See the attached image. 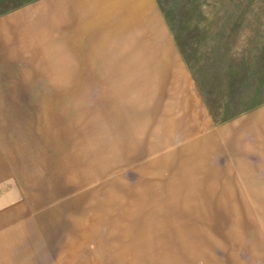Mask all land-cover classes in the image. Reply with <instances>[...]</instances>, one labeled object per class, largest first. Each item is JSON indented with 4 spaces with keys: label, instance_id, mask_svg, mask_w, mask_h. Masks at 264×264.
Here are the masks:
<instances>
[{
    "label": "rangeland",
    "instance_id": "1",
    "mask_svg": "<svg viewBox=\"0 0 264 264\" xmlns=\"http://www.w3.org/2000/svg\"><path fill=\"white\" fill-rule=\"evenodd\" d=\"M82 1L0 0V264H264V0Z\"/></svg>",
    "mask_w": 264,
    "mask_h": 264
},
{
    "label": "crops",
    "instance_id": "2",
    "mask_svg": "<svg viewBox=\"0 0 264 264\" xmlns=\"http://www.w3.org/2000/svg\"><path fill=\"white\" fill-rule=\"evenodd\" d=\"M110 1V6L113 4V1L116 3H120L122 0H119V2L115 1V0H109ZM129 4H132V2L136 5L137 0H128ZM82 3L84 4L85 9L88 7L89 9V5L90 4H94V10H92V12L88 11H84L83 12V26H87V27H92V28H96L98 29V31L101 28H105V27H113V28H119V34L121 35L122 32V27H124L125 29H128L127 33L129 35H137L139 31H137L136 29L138 28L137 26H142V24H139L138 21H140V19H137V15L136 17H133V15L128 14L127 16H121L119 18L113 19L110 16L107 15V6L102 7V2L101 0H83ZM96 8L98 9L96 12ZM113 7H111L112 9ZM104 10V11H103ZM110 17V18H109ZM152 21H154V18H152ZM149 18V23L147 24L148 26L152 27V22ZM108 22V23H107ZM148 26H142L147 28ZM137 27V28H136ZM103 36L105 35V33L102 34ZM90 42H93V39L90 40Z\"/></svg>",
    "mask_w": 264,
    "mask_h": 264
}]
</instances>
